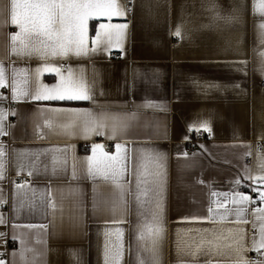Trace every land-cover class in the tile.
Instances as JSON below:
<instances>
[{
  "label": "crops",
  "instance_id": "0c3cea01",
  "mask_svg": "<svg viewBox=\"0 0 264 264\" xmlns=\"http://www.w3.org/2000/svg\"><path fill=\"white\" fill-rule=\"evenodd\" d=\"M117 2L127 5L125 0ZM253 2L132 0L125 17H113L110 21L128 25L123 52L113 47L109 52L98 50L88 57L52 61L65 72L69 67L77 74L82 72L92 85L95 102L35 101L27 97L13 101L10 88H0V95L6 97L0 99V109L9 113L4 122L8 134L0 136L6 152L3 157L6 178L0 180V197L7 201L0 206L4 220L0 223V233L5 234L0 236V253L5 255L0 259L13 264L12 254L16 253L15 264H104L105 243L115 242V231L121 229L124 246L121 264H136L139 242L135 205L130 203L127 212L113 213L104 208L93 211V183L82 178L84 159L92 155L93 144H101L105 152L115 154V144L127 141L124 147L130 155L141 149H155L167 156L166 239L161 262L178 264L176 231L213 227L208 223H181V219L206 216L209 202L214 199L213 191L243 189L248 181L241 180L238 188L232 182L242 175L244 166L255 172V153L264 152V56L261 55L264 43L259 28L264 17L254 13ZM5 4H10V0H0V9ZM210 4L216 6L215 13L209 11ZM214 15H238L241 22L213 19ZM3 20L0 16V62L8 70L9 82L12 68L28 69L31 89L34 70L44 61L35 56H12L10 34L18 29L5 25ZM101 23L109 21L104 17L88 21L89 47ZM178 26L180 37L175 35ZM111 53L119 58H111ZM58 80L51 72L39 77V82L48 86L57 84ZM52 108H84L96 114L104 109L109 116L118 118L133 112L136 116L129 120L126 132L116 139L108 138V129L104 135L91 134L85 138L82 128L75 129L74 135H67L59 128L45 127L46 118L57 123L67 120L42 111ZM12 112L16 115H11ZM205 121L211 136L203 130L189 131L190 125ZM198 133H204L206 139L194 145L193 154L188 153L189 143ZM246 145L251 146L252 155H245ZM52 149H67V152L54 153ZM184 152L187 159L182 155ZM53 155L66 156L68 160L67 170L58 171L55 176L51 173ZM73 156L81 177L77 180L71 178ZM33 165V175L29 176L28 170ZM20 168L23 170L17 175ZM22 176L30 177L28 187L17 190L15 185ZM49 188L56 201L54 213L41 204V196L47 197ZM71 189H77L80 195L73 194ZM111 191L109 186L98 182V197H108ZM78 201H82L79 209ZM13 205L19 208L18 212L13 210ZM255 207L264 205L259 200L249 205L245 213L249 223L242 225L248 247L252 245V237H258V231L252 227ZM234 218L230 216L229 220ZM119 220L124 222L118 223ZM14 224H43L47 230L13 228ZM223 227L237 225L226 223ZM21 241L25 249L32 250L24 252L26 261L21 260ZM255 253L248 251L244 256L251 260Z\"/></svg>",
  "mask_w": 264,
  "mask_h": 264
},
{
  "label": "snow or ice",
  "instance_id": "6c2138e0",
  "mask_svg": "<svg viewBox=\"0 0 264 264\" xmlns=\"http://www.w3.org/2000/svg\"><path fill=\"white\" fill-rule=\"evenodd\" d=\"M132 0H129L131 3ZM216 6L209 5V11L215 13ZM131 9L122 5L117 0H10L0 9V16L4 17L3 23L10 24L18 31L10 34L11 55L15 57L26 56L44 61L41 67L34 70L33 87L29 88L28 69L11 70V81L7 75L8 70L0 62V88H10L13 101L29 98L35 101H94L92 85L81 72L75 73L69 67L63 71L52 61L70 57H88L98 50L109 52L113 47L123 52V42L126 38L127 23L112 24L113 17H125ZM239 6L237 7V11ZM254 13L264 17V0H254ZM106 18L109 23H101L95 33V38L89 47L88 21L90 19ZM213 19H224L227 22H241L238 15L219 17L214 15ZM261 42L264 43V22L259 24ZM175 35L181 36V28L178 26ZM264 56V53H261ZM235 63V62H234ZM238 63L246 64V61ZM44 72L55 73L59 77L58 83L53 86L39 82V77ZM238 87V85H237ZM0 99L6 97L0 95ZM152 102H149L151 104ZM163 111V108L160 109ZM51 114V117L64 116V123H57L52 118H46L44 126L49 130L59 128L64 134L74 135L75 129L82 128L85 138L91 134L104 135L108 129L109 139H116L118 135L126 132L129 120L136 113L118 118L116 115L109 116L106 110L101 109L98 114L90 109L84 108H52L42 110ZM9 113L0 109V136L7 135L4 122ZM11 115H16L12 112ZM205 131L211 136L208 123L201 122L198 125H190V132ZM187 139V137H185ZM264 139V137H262ZM127 141L115 144V154H109L103 150V145L93 144L92 155L84 159V170L82 178L93 183L92 207L93 211L98 208L107 209L113 213L118 211L127 212L129 204L135 205L138 215L136 264H162L161 249L166 239V227L164 224L165 201L167 193V156L155 149H141L139 152L129 154L124 147ZM204 149V146H200ZM248 151L245 155H252L251 146H245ZM207 151V149H204ZM55 152H67V149H52ZM6 155L4 146L0 144V180L5 179ZM187 159V152L182 154ZM256 171L244 166L243 173L232 183L238 188L241 180L248 181L245 185L252 193H255L260 204L264 205V152L255 153ZM51 173L53 176L58 171H66L67 157L53 155L51 160ZM71 178L80 179L76 169V158H72ZM35 165L28 170V175H33ZM23 169L17 170V175ZM47 170V165H45ZM102 183L111 188L108 197H98L97 184ZM203 183V181H200ZM17 190L25 189L27 184H16ZM73 194L80 195L77 189H71ZM207 215L204 217H184L181 223H208L211 228H189L177 230L175 233V251L179 258L178 264H264V207L252 209L253 229L258 231V237H252L251 247L246 246V233L242 225L248 224L245 217L249 205L256 204L252 196L233 190L231 192L218 193L213 191ZM222 198V199H221ZM7 203L0 197V206ZM41 204L56 211V201L52 196L51 188L48 189L47 197L41 196ZM229 205H232L230 208ZM30 207H34L29 202ZM82 206V201L77 202V208ZM14 211H19L13 205ZM234 216L233 220H229ZM79 222V216L74 217ZM259 222L258 224L256 222ZM123 223V220L117 221ZM0 223H4L0 215ZM232 223L235 228L225 229L223 225ZM26 227L29 229L40 228L47 230V225H13V228ZM5 234L0 233V236ZM15 239V236L13 237ZM123 231L116 229L115 242L105 243L104 264H121L124 255ZM40 243L41 241H37ZM21 241V260L26 261L25 251H32L23 247ZM254 251L262 258L251 261L244 253ZM3 254L0 253V256ZM13 264H15L16 253H13ZM0 264H7L0 259Z\"/></svg>",
  "mask_w": 264,
  "mask_h": 264
},
{
  "label": "built area",
  "instance_id": "2783aa9c",
  "mask_svg": "<svg viewBox=\"0 0 264 264\" xmlns=\"http://www.w3.org/2000/svg\"><path fill=\"white\" fill-rule=\"evenodd\" d=\"M125 2L127 3V5H128L129 7H130L131 4H132V2L129 3V0H125ZM111 58L117 59V58H119V57H118L115 53H111ZM205 139H206V137H205V134H204V133H198V134H197V135H196V136L190 141V143H189V144H190V147H189V149L187 150V152L193 154V153L195 152L194 145H196L197 143H200L201 141H204ZM29 181H30V177H28V176H22V177H19V179H18V183H19V184H27V183H29ZM240 191H241V192H244V193H246V194H248V195H250V196H252L253 199L258 200L256 194H255V193H252V192L250 191L249 188L244 187V188L241 189ZM4 257H5V255L0 256V258H4ZM258 258H259V255H258L257 253H255V254L253 255V257L251 258V261H257Z\"/></svg>",
  "mask_w": 264,
  "mask_h": 264
},
{
  "label": "trees",
  "instance_id": "16d2710c",
  "mask_svg": "<svg viewBox=\"0 0 264 264\" xmlns=\"http://www.w3.org/2000/svg\"><path fill=\"white\" fill-rule=\"evenodd\" d=\"M94 33V25L92 26V29H91V34Z\"/></svg>",
  "mask_w": 264,
  "mask_h": 264
}]
</instances>
